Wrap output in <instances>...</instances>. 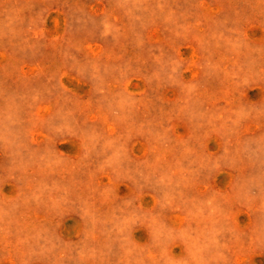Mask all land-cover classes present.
<instances>
[{"label": "rangeland", "instance_id": "obj_1", "mask_svg": "<svg viewBox=\"0 0 264 264\" xmlns=\"http://www.w3.org/2000/svg\"><path fill=\"white\" fill-rule=\"evenodd\" d=\"M0 264H264V0H0Z\"/></svg>", "mask_w": 264, "mask_h": 264}]
</instances>
